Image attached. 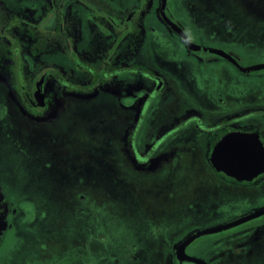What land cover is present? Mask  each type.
<instances>
[{
  "label": "flooded vegetation",
  "instance_id": "af4514ba",
  "mask_svg": "<svg viewBox=\"0 0 264 264\" xmlns=\"http://www.w3.org/2000/svg\"><path fill=\"white\" fill-rule=\"evenodd\" d=\"M7 1L11 0H0V127L17 129L19 134L12 145L14 149L17 146L20 157L32 160L36 172L41 168L45 173L55 172L52 180L63 177L64 172L72 176L79 172L71 167L77 156L75 146H64V141L73 145L78 136L63 131L61 115V111L76 112L78 108L90 109L87 111L93 114L86 120L94 128L121 135L116 143L123 152L109 160L117 161V169L123 174L164 173L172 177L179 163L188 161L197 187L204 192L198 197L208 207L199 211L200 217L188 223L179 238H168L167 248L162 250L165 264L190 262L179 261L176 249L193 232L264 207V170L250 180H237L216 170L209 158L215 142L230 131L254 132L264 147V68L241 72L233 61L240 66L246 64H242V51L235 43L223 36L221 40L218 34L191 32L173 16L167 0L165 16L192 43L222 50L228 57L189 48L162 19L160 2L157 15H153L148 0H126L119 6L112 0H103L108 10L94 0H21L31 12L29 18L23 16L21 20L13 10L15 1L13 6ZM240 1L253 3L256 7L249 10L264 19V0ZM148 18L153 24L147 23ZM11 26L19 32L11 31ZM147 34L167 40L152 44L188 72L189 88L177 83L162 65L150 61L148 54L153 47L146 41ZM52 52L58 63L47 60L46 55ZM107 109L116 110L112 117L107 115ZM49 111L54 115L46 120ZM73 123L68 125L72 127ZM182 128L187 136L181 145L176 138ZM32 129L36 132L28 135ZM112 138L109 146L115 145L116 139ZM114 145L109 154L115 151ZM104 152H94L95 158ZM96 160L100 168L93 170L100 169L99 174L109 177L110 169L115 170L101 168L104 165ZM87 167L81 170L87 171ZM220 194L228 201L222 207L214 201ZM259 198L262 200L257 201ZM188 203L192 207L198 200ZM196 208L192 207L195 212ZM260 243H264V213L198 235L183 251L205 264H244Z\"/></svg>",
  "mask_w": 264,
  "mask_h": 264
},
{
  "label": "rangeland",
  "instance_id": "374dc122",
  "mask_svg": "<svg viewBox=\"0 0 264 264\" xmlns=\"http://www.w3.org/2000/svg\"><path fill=\"white\" fill-rule=\"evenodd\" d=\"M14 1L13 10L17 17L21 20L23 16L29 18L30 11L20 3L21 0ZM14 1L6 3L13 6ZM124 1L112 0L118 6ZM148 1L150 11L157 15L159 0ZM167 5L173 16L191 32L218 34L221 40L223 36L235 43V47L242 51V64L250 65L264 59V19L249 10L256 7L253 3L238 0H167ZM36 14H39V9ZM149 18L155 21L152 16ZM149 18L148 24L151 23ZM10 29L19 32L14 26ZM145 37L153 47L148 54L150 61L162 65L177 83L189 88L188 72L174 64L167 52L152 44L167 40L148 37V34ZM53 56L56 57L55 52L47 54L46 58L54 64L58 63ZM7 79L9 84L11 77ZM2 81L0 79V85H3ZM103 108L102 105L101 110ZM87 110L90 109L61 111L63 131L78 136L73 145L64 141V146L66 149L75 146L77 156L74 155L71 167L79 174L72 176L70 172H64L63 177L58 176L56 180L50 179L56 175L55 172L45 173L42 168L36 172L31 159L20 157L17 146L14 149L12 145L14 136L19 134L17 129L0 127V264H165L162 250L167 248L168 238H179L188 223L200 217L199 211L208 207L198 197L204 192L197 187L198 182L191 171L192 164L189 166L188 161H181L172 177L164 173H121L117 169L118 162L109 160L110 156L116 159L122 151L116 143L120 142L121 135H111L109 131L94 128L86 120L93 114ZM83 111L88 113L81 116ZM115 111L107 109L106 113L112 117ZM51 115H54L52 111L47 112L46 120ZM71 121H74L72 127L68 125ZM180 131L176 141L182 145L187 134L183 128ZM34 132L32 129L27 134ZM112 137L116 139L115 145L112 144L115 151L109 154L112 146L108 142H113ZM95 147L100 150H95ZM100 151L105 152L95 158L94 152ZM96 159L104 165L101 168L115 169H110L109 177L99 174L100 169L93 170L100 168L96 166ZM37 164L41 162L37 160ZM83 166L89 169L83 171ZM77 196H82V199L77 200ZM191 199L198 200L192 205L197 207V212L189 207ZM260 200L262 198L257 199ZM214 201L220 207L228 202L224 194ZM255 248V254L251 253L244 264H264V243Z\"/></svg>",
  "mask_w": 264,
  "mask_h": 264
},
{
  "label": "water",
  "instance_id": "95a60500",
  "mask_svg": "<svg viewBox=\"0 0 264 264\" xmlns=\"http://www.w3.org/2000/svg\"><path fill=\"white\" fill-rule=\"evenodd\" d=\"M159 12L165 23L171 27L181 38L184 39L187 46L191 49L208 50L228 57L222 50L202 47L192 43L183 31L164 14L165 0H159ZM233 63L241 72H250L264 68V62L253 63L250 65L240 66L236 62ZM210 161L212 166L227 176L237 180H250L264 170V147L254 132L230 131L223 134L213 145L210 151ZM264 213V207L252 211L230 222L218 225L210 229H203L193 232L176 249V258L179 261H190L196 264H205L201 259L187 255L183 251V247L194 237L214 231H218L230 227L236 223Z\"/></svg>",
  "mask_w": 264,
  "mask_h": 264
},
{
  "label": "trees",
  "instance_id": "16d2710c",
  "mask_svg": "<svg viewBox=\"0 0 264 264\" xmlns=\"http://www.w3.org/2000/svg\"><path fill=\"white\" fill-rule=\"evenodd\" d=\"M94 2L96 5L104 8V9H107V10L109 9L103 0H94Z\"/></svg>",
  "mask_w": 264,
  "mask_h": 264
}]
</instances>
